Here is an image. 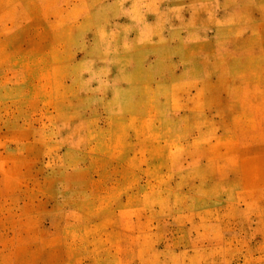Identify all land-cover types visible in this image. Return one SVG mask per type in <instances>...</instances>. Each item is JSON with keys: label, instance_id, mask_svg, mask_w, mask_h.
<instances>
[{"label": "rangeland", "instance_id": "1", "mask_svg": "<svg viewBox=\"0 0 264 264\" xmlns=\"http://www.w3.org/2000/svg\"><path fill=\"white\" fill-rule=\"evenodd\" d=\"M0 264H264V0H0Z\"/></svg>", "mask_w": 264, "mask_h": 264}]
</instances>
